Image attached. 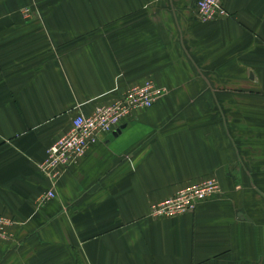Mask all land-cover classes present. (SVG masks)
<instances>
[{
  "label": "crops",
  "instance_id": "obj_1",
  "mask_svg": "<svg viewBox=\"0 0 264 264\" xmlns=\"http://www.w3.org/2000/svg\"><path fill=\"white\" fill-rule=\"evenodd\" d=\"M195 2L0 0V264H264V0L205 23ZM146 81L152 107L40 172L76 114ZM208 178L192 212L149 216Z\"/></svg>",
  "mask_w": 264,
  "mask_h": 264
},
{
  "label": "built area",
  "instance_id": "obj_2",
  "mask_svg": "<svg viewBox=\"0 0 264 264\" xmlns=\"http://www.w3.org/2000/svg\"><path fill=\"white\" fill-rule=\"evenodd\" d=\"M196 15L203 22L224 15L220 0H197ZM164 94V89L146 81L142 85L129 88L125 95L115 102L97 106L89 115L76 114L69 130L48 149L47 158L40 169L49 178L55 179L60 174V169L75 163L101 137L115 131L132 112L152 107ZM219 192L220 186L215 178L204 179L152 204L149 216L153 219L173 218L192 212L199 204ZM48 195L53 197L52 193ZM13 223L12 220L0 216V240L8 239L4 228Z\"/></svg>",
  "mask_w": 264,
  "mask_h": 264
},
{
  "label": "bare ground",
  "instance_id": "obj_3",
  "mask_svg": "<svg viewBox=\"0 0 264 264\" xmlns=\"http://www.w3.org/2000/svg\"><path fill=\"white\" fill-rule=\"evenodd\" d=\"M196 2H197V0H196ZM196 2H195V11H196ZM221 3H222V0H220V6H221V8L223 9V7H222V5H221ZM223 11H224V15H222V16H219V17H217V18H214L213 20H211V21H214L215 19H218V18H222V17H225V15H226V12H225V10L223 9ZM25 15L27 16V11H25ZM197 16V15H196ZM199 21H201V20H199ZM201 22H203V21H201ZM207 22H209V21H207ZM205 23V22H204ZM103 106V105H102ZM71 122H72V119H71ZM70 126H71V123H70ZM70 128V127H69ZM69 128L61 135V136H63L68 130H69ZM60 136V137H61ZM59 137V138H60ZM59 138H57L54 142H53V144L59 139ZM52 144V145H53ZM96 144V143H95ZM52 145H50L47 149H46V157H45V159L40 163V165H39V170H40V172L52 183V184H56L58 181H59V179L61 178V176L63 175V173H65V171L70 167V166H73V165H75V164H77L78 163V161L85 155V153L80 157V158H78L77 160H76V162L75 163H73V164H70L69 166H67L66 168H62V169H60V174L58 175V177H56L55 179H51V178H49L44 172H42V170L40 169V166L44 163V161L46 160V158H47V151H48V149L52 146ZM94 145V144H93ZM92 146V145H91ZM90 146V147H91ZM89 147V148H90ZM88 148V149H89ZM87 149V150H88ZM86 150V151H87ZM49 193H52V195L54 196V190L52 189L51 191H49L48 192V194ZM47 194V198H52V197H49V195ZM1 217H3V216H1ZM5 218V217H4ZM5 219H7V220H9V221H11V219H8V218H5ZM12 223V222H11ZM9 228V225L8 226H6L5 228H4V231H6L7 229Z\"/></svg>",
  "mask_w": 264,
  "mask_h": 264
}]
</instances>
